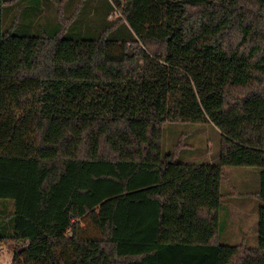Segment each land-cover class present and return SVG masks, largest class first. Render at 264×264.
I'll use <instances>...</instances> for the list:
<instances>
[{
  "label": "trees",
  "instance_id": "16d2710c",
  "mask_svg": "<svg viewBox=\"0 0 264 264\" xmlns=\"http://www.w3.org/2000/svg\"><path fill=\"white\" fill-rule=\"evenodd\" d=\"M103 1L35 32L28 16L10 29L4 17L40 0H0V244L13 245L11 264H264V0ZM103 124L122 125L133 157L90 156ZM180 124L213 128L217 158L179 162L162 145L152 157L155 131ZM227 167L258 171L255 247L219 244Z\"/></svg>",
  "mask_w": 264,
  "mask_h": 264
},
{
  "label": "rangeland",
  "instance_id": "374dc122",
  "mask_svg": "<svg viewBox=\"0 0 264 264\" xmlns=\"http://www.w3.org/2000/svg\"><path fill=\"white\" fill-rule=\"evenodd\" d=\"M80 2L82 0H40L36 10L32 9L27 2L16 3L6 8L4 27L10 29L13 25H19L24 22L26 16L31 18L29 25L35 32L38 30V26L46 27L47 30L59 26L58 23H62L63 17L68 22H73L79 17L76 16V7ZM87 2L88 0H85L84 4ZM88 3L91 4L90 7L100 5L103 8L105 6L103 0H89ZM95 13L93 10L89 13V16L92 17L90 20L95 19ZM109 20L117 22L115 13L109 16ZM163 127L162 125L160 135ZM198 127L200 128L198 129ZM168 128L169 130H164L162 138L160 135H156V133L159 134V130L155 131L154 144L156 145L153 144L151 149L155 147L156 149L150 153L152 157L157 158L162 155V145L163 154L173 153L174 160L179 162L203 163L212 162L217 158L219 137L218 133L210 126L180 124ZM131 129L139 148L143 149L146 142L145 126L134 125ZM92 139L90 156L93 158L101 155L104 157H133L131 150L128 149L129 142L124 135L122 125H100L95 128ZM258 185V171L255 169L234 167L224 169L221 194L222 206H226L227 214L224 216L225 211H221L219 214L220 223L223 225L219 244H241L244 247L257 245V217L261 205L255 195ZM81 227L85 228L92 237L98 235L96 229L87 221L83 222ZM12 255L13 245L11 243L0 244V264H11Z\"/></svg>",
  "mask_w": 264,
  "mask_h": 264
}]
</instances>
